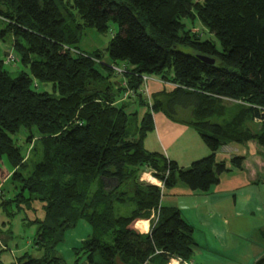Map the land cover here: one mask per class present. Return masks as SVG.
I'll use <instances>...</instances> for the list:
<instances>
[{
	"label": "trees",
	"instance_id": "trees-1",
	"mask_svg": "<svg viewBox=\"0 0 264 264\" xmlns=\"http://www.w3.org/2000/svg\"><path fill=\"white\" fill-rule=\"evenodd\" d=\"M189 18L221 49L186 29ZM111 21L119 31L109 62L80 49L86 29L106 33ZM150 78L165 89L151 94ZM158 113L193 129L210 154L184 168L148 150ZM21 130L26 151L15 140ZM250 142L264 159V0H0V234L11 240L7 225L33 212L26 225L44 251L18 264H65L57 248L81 220L91 232L74 249L76 264L81 255L86 264H146L158 253L190 262L194 229L163 195L179 185L209 192L244 169L245 156L219 152ZM147 170L163 189L141 181ZM148 219L141 234L135 225Z\"/></svg>",
	"mask_w": 264,
	"mask_h": 264
},
{
	"label": "crops",
	"instance_id": "crops-1",
	"mask_svg": "<svg viewBox=\"0 0 264 264\" xmlns=\"http://www.w3.org/2000/svg\"><path fill=\"white\" fill-rule=\"evenodd\" d=\"M169 86L171 91L173 86ZM149 88L153 94L163 91L165 86L153 79ZM154 123L151 142L148 138L145 140L147 146H152L150 151L162 153L184 168L210 154L209 149L200 144V137L193 134V129L170 121L162 113L154 115ZM186 138L192 139V145L190 141L186 143ZM225 149L226 152H219L218 160L245 156L244 169L222 175L220 183L207 193L179 185L166 190L161 201L164 206L177 208L193 227L197 246L192 260H167L158 253L146 264H255L264 256V159L255 142L231 144ZM146 175L150 176L147 179L150 183L160 186L151 172ZM135 227L141 234H148L151 219L139 220ZM256 233L261 239L253 243L251 239Z\"/></svg>",
	"mask_w": 264,
	"mask_h": 264
},
{
	"label": "rangeland",
	"instance_id": "rangeland-1",
	"mask_svg": "<svg viewBox=\"0 0 264 264\" xmlns=\"http://www.w3.org/2000/svg\"><path fill=\"white\" fill-rule=\"evenodd\" d=\"M184 23H185L186 29H193L194 31L198 32L203 41L211 39L212 41H214V43H216L217 47L221 49L220 44L217 41L216 37L211 35L209 31L199 21L192 22L189 18V19H185ZM118 31H119V26L117 23L113 21L110 22L109 29L106 33H100L94 28L86 29L84 31L79 47L81 50L87 53H90V54H93L96 51H100L103 54V60L106 62H109L110 58L107 54L106 49L109 47L112 38ZM2 47L7 51L12 52L11 46L9 44L7 45L2 44ZM179 50L185 53H193L191 49L185 48V47H179ZM7 68L9 72L11 73L12 77L18 76L19 70L16 68V66L14 67L7 66ZM150 81H151V78H150ZM42 89H47V88L43 86ZM145 95H148V92L145 91ZM138 110H139V120H141L142 110L141 108H138ZM191 113H188L187 111H185L183 115L187 116V114L190 115ZM183 115L181 114V117L188 118V117H184ZM151 134H153V132L148 134V137H147L150 142L152 138ZM193 134H197V133L194 132ZM26 136H27V132L25 130H21L20 133L15 136V140H17V142L23 146L24 151H26V145L23 144L22 139H24V137ZM189 141L192 145V139L186 138V143H188ZM199 142L200 144H203L200 141V139H199ZM145 146H147V141L145 142ZM146 148L151 150L152 146H147ZM204 148H207V147H204ZM226 151L227 150L225 148L222 149V152H226ZM149 172L150 171L147 170L142 175L143 177L146 178L145 179L146 183L147 182L150 183L149 180H147L148 178H150V176L146 175V173H149ZM39 217L41 218L43 217V215L41 216L39 214ZM25 218L34 220L36 218V215H34L33 212L21 213L18 217H16L12 221L11 225L8 224L7 225L8 228H10V226L12 228V239L11 240L7 235L0 234V239H1L0 248H3L5 246H7L8 248L3 253V256H2L3 264H18V260L20 259L22 255H24V253H29L33 257H42L44 254V251L39 252L33 247V240H34V237L37 231V227L36 226L30 227L26 225L27 222L25 221ZM2 221H7V219L3 215L2 211L0 210V226L2 225ZM146 225L147 224H145V226ZM90 232H91V229H90L89 224L85 220H81L75 229H72L71 231L67 233L64 243H62L57 248V252L59 256H61V258L65 261V264H76V260L78 256L75 254L74 249H76L77 247L81 245V242L89 236ZM6 236L8 237V239ZM259 238H260L259 233H256L252 236L251 241L253 243L258 242ZM80 257H81L80 264H84L85 256L81 255ZM23 263L24 262H21V264Z\"/></svg>",
	"mask_w": 264,
	"mask_h": 264
},
{
	"label": "built area",
	"instance_id": "built-area-1",
	"mask_svg": "<svg viewBox=\"0 0 264 264\" xmlns=\"http://www.w3.org/2000/svg\"><path fill=\"white\" fill-rule=\"evenodd\" d=\"M115 69H116V71H117L118 73H123V71H124V68H115ZM142 180H143V179H142ZM160 187H161L162 189L164 188V186H163L162 183H160ZM160 208H161V205L159 206V209H158V212H157V213H159ZM157 213H156V212H153V214H152V219H157Z\"/></svg>",
	"mask_w": 264,
	"mask_h": 264
},
{
	"label": "water",
	"instance_id": "water-1",
	"mask_svg": "<svg viewBox=\"0 0 264 264\" xmlns=\"http://www.w3.org/2000/svg\"><path fill=\"white\" fill-rule=\"evenodd\" d=\"M201 59H202L203 61H205V62L211 64V65L215 64V60L210 59V58H208V57H201Z\"/></svg>",
	"mask_w": 264,
	"mask_h": 264
},
{
	"label": "clouds",
	"instance_id": "clouds-1",
	"mask_svg": "<svg viewBox=\"0 0 264 264\" xmlns=\"http://www.w3.org/2000/svg\"><path fill=\"white\" fill-rule=\"evenodd\" d=\"M155 179V178H154ZM141 181L145 182L144 180L141 179ZM148 183V182H147ZM161 183V182H160ZM150 184V183H149ZM160 187V186H159ZM136 226V225H135ZM137 229V228H136ZM138 230V229H137Z\"/></svg>",
	"mask_w": 264,
	"mask_h": 264
}]
</instances>
